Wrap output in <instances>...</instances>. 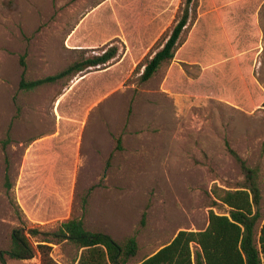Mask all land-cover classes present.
I'll return each instance as SVG.
<instances>
[{"label":"rangeland","instance_id":"374dc122","mask_svg":"<svg viewBox=\"0 0 264 264\" xmlns=\"http://www.w3.org/2000/svg\"><path fill=\"white\" fill-rule=\"evenodd\" d=\"M184 1L0 0V249L16 226L50 232L75 216L117 241L134 235L136 264L178 230L204 228L209 209L227 211L213 186L243 179L227 146L264 172V0H198L172 60L140 80ZM109 46L117 54L101 66L18 87L21 55L30 80ZM51 246L58 264L80 252Z\"/></svg>","mask_w":264,"mask_h":264},{"label":"trees","instance_id":"16d2710c","mask_svg":"<svg viewBox=\"0 0 264 264\" xmlns=\"http://www.w3.org/2000/svg\"><path fill=\"white\" fill-rule=\"evenodd\" d=\"M197 6L198 0L184 1L182 12L168 37L160 41L151 57L141 62V81L150 79L163 64L172 60L196 18ZM116 54L117 47L109 46L98 54L81 55L54 74L30 80L24 78L25 61L24 55H21L23 71L18 87L33 90L44 84L71 79L88 67L107 63ZM9 142L10 131L7 129L0 140L7 185L10 165L6 148ZM227 148L243 175L242 181L234 187L213 186L214 203L226 206L227 211L217 213L209 209L204 228L178 230L170 241L136 264H264V215L260 211L264 200V172L258 165L247 164L234 149ZM38 234H41L40 238ZM30 237L37 238L35 245ZM63 241L73 244L80 251L74 264H128L138 250L134 235L117 241L108 233L87 229L81 217L72 216L61 221L50 232L36 227L25 228L23 225L14 227L10 233L9 246L0 249V264H8L10 259H30L36 253L40 255V264H58L51 256V244Z\"/></svg>","mask_w":264,"mask_h":264},{"label":"crops","instance_id":"0c3cea01","mask_svg":"<svg viewBox=\"0 0 264 264\" xmlns=\"http://www.w3.org/2000/svg\"><path fill=\"white\" fill-rule=\"evenodd\" d=\"M157 250V249H156ZM153 253V252H152Z\"/></svg>","mask_w":264,"mask_h":264}]
</instances>
